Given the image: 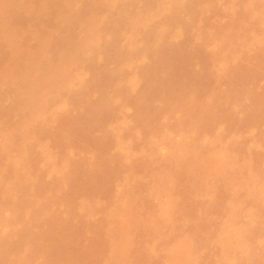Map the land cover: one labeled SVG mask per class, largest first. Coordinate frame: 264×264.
<instances>
[{
  "label": "bare ground",
  "instance_id": "bare-ground-1",
  "mask_svg": "<svg viewBox=\"0 0 264 264\" xmlns=\"http://www.w3.org/2000/svg\"><path fill=\"white\" fill-rule=\"evenodd\" d=\"M262 27L264 0H0V264H264Z\"/></svg>",
  "mask_w": 264,
  "mask_h": 264
},
{
  "label": "rangeland",
  "instance_id": "rangeland-1",
  "mask_svg": "<svg viewBox=\"0 0 264 264\" xmlns=\"http://www.w3.org/2000/svg\"><path fill=\"white\" fill-rule=\"evenodd\" d=\"M262 28H264V27H262ZM261 30H262V29H261ZM263 30H264V29H263ZM263 30H262L263 33H261V31H260V34H261V38H263V40H264V31H263ZM258 31H259V30H258ZM180 42H181V41H180ZM180 42H178V44H176V45H180V44H179ZM183 43H185V42L182 41V45H183ZM218 50H220V49L218 48ZM263 78H264V77H263ZM260 81H262L260 84L263 86V84H264V79H262V80H260ZM263 87H264V86H263ZM172 121H173V120H172ZM263 127H264V126H263ZM263 127H262V128H263ZM243 129H245V128H243ZM248 129H249V128H248ZM252 129H253V130H252ZM252 129H249V131L247 132V134H252V133H255V132H256V134H257V132H260V130L263 131L264 128H263V129L260 128L259 131H258L256 128H255V129L252 128ZM246 130H247V128H246ZM251 130H252V131H251ZM255 130H257V131H255ZM243 131H244L243 133L245 134V130H243ZM220 132L224 134L223 137L225 138V135H226L227 132H223V130H220ZM249 132H250V133H249ZM241 134H242V133L239 134L240 137L243 135V134H242V135H241ZM256 134H255V135H256ZM245 135H246V134H245ZM245 135L241 137V138L244 137V139H243L244 141H242L241 138L239 137V138H240L239 140L242 141L243 143L245 142V140H247V139H245ZM255 135L253 134V136L256 138L257 135H256V136H255ZM258 135H259V134H258ZM260 135H262V133H261ZM260 135L256 138V140H255L254 138H253L252 140H254V141H258V140H260L259 137H263V136H260ZM263 135H264V134H263ZM174 136H175V135H174ZM226 136H227V135H226ZM250 136H251V135H249V136L247 135L246 138L249 137L248 139L250 140V138L252 137V136H251V137H250ZM178 137H179V138H178ZM180 137H181V139H180ZM174 138H175V137H174ZM174 138H173V139H174ZM176 138H178V140H179V141L181 140V142H182V139H183L182 136H177V135H176ZM224 138H223L222 142L225 144V143L227 142V140H224ZM258 138H259V139H258ZM208 139H209V137H208ZM262 139H264V138H261V141H262ZM175 140H176V139H175ZM252 140H251L250 143L247 141L249 145L245 142L246 145L250 146L251 143L253 142ZM207 141H208V140H206V142H207ZM222 142H220V143H218V144H219V145H220V144L222 145ZM259 142H260V141H258V142L255 143L256 148H258V147H257L258 144L260 145L261 142H260V143H259ZM253 143H254V142H253ZM257 143H258V144H257ZM158 144H159V143H157V145H158ZM161 144H162V143H161ZM206 144H207V143H206ZM208 144H209V143H208ZM208 144H207V146L210 145V147H212L211 144H209V145H208ZM218 144H217V145H218ZM224 144H223L222 146H225V145H227L228 143H226L225 145H224ZM157 145H156V148L158 147V148L161 149V150L156 151V152H155L156 155L153 154V156H151L152 161H153V157H154V156H156L157 159L160 157V158H159V160H160L164 154L166 155V153H167L166 151H168L167 148H165L166 151L162 150V148L164 147V145H163L162 148H160V145H159V146H157ZM219 145H218V146H219ZM221 145H220V146H221ZM244 145H245V144H244ZM259 145H258V146H259ZM261 145H264V144L262 143ZM261 145H260V146H261ZM214 146H215V145H213V149H214ZM248 146H247V147H248ZM252 146H253V144H252ZM252 146H251V147H252ZM260 146H259V147H260ZM251 147H248V148L250 149ZM215 148H216V147H215ZM252 148L254 149L255 147H252ZM252 148L250 149V151H251V150L253 151ZM256 148H255V149H256ZM262 148H264V146H262L260 149L262 150ZM208 149H209V148H208ZM156 150H157V149H156ZM247 150H248V149H247ZM215 151H216V150H215ZM248 151H249V150H248ZM248 151H247V154L250 152V151H249V152H248ZM258 151L260 152L259 149H258ZM258 151H257V152H258ZM210 152H211V151H210ZM212 152H213V151H212ZM253 152H254V154H255V151H253ZM257 152H256V154H257ZM157 153H159V155H158ZM160 153H161V154H160ZM250 153L252 154V152H250ZM167 154H168V153H167ZM243 154H244V153H242V156H245V157L247 158L246 154H244V155H243ZM254 154H253V155H254ZM256 154H255V155H256ZM160 155H161V156H160ZM165 155H164V156H165ZM253 155H251V156H253ZM257 155H258V154H257ZM257 155L254 156L253 158L257 157ZM239 156H240V155H239ZM242 156H241V157H242ZM259 156H262L261 153H259ZM156 158H155V159H156ZM246 158H245V159H246ZM250 158H252V157H250V156L248 155V159H250ZM157 159H156V162H157ZM239 159H240V157H239ZM245 159H243V158L241 159L242 164L244 163L243 160H245ZM261 159L263 160V163H262V164H261V161H262ZM251 160H253V159H251ZM256 160H260V161H258V162H260V163H258V165L261 164V165L263 166V164H264V156H262V158H261V157H260V158L257 157ZM154 161H155V160H154ZM154 161H153L152 163H154ZM239 162H240V161H239ZM241 162H240V164H241ZM255 163H256V161L254 160L253 163H252V166L254 167V168H253L254 170H256L255 168H260L259 166L257 167V165H256ZM242 164H241V165H242ZM254 164H255V165H254ZM261 165H260V166H261ZM252 166H251V168H252ZM253 169H252V171H253ZM260 169L263 171L264 168L262 167V168H260ZM260 169H259V170H260ZM259 170L257 169V170L254 171V172L257 173V171H259ZM261 170H260V171H261ZM211 171H212V170H211ZM260 171H259V172H260ZM254 172H253V173H254ZM212 173H213V171L210 172L211 175L207 174L208 177H209V176H212ZM245 173H246V172H245ZM256 173H254V175H255ZM261 173H262V176H263V175H264V171L261 172ZM261 173H259V174L261 175ZM207 175H206L205 177L208 179ZM244 175L246 176L247 173L244 174ZM148 176H149V175H148ZM257 176H258V174H257ZM139 177H141L143 181H144V179H145L144 182L142 181V182H143V185H144V183L146 182V180L149 179V177L144 178V177L141 176V175H139ZM141 178H138V180H140ZM206 178H205V179H206ZM86 180H87V179H86ZM88 180H89V179H88ZM88 180H87V181H88ZM85 182H86V181H85ZM89 182H90V181H89ZM136 182H137V181H136ZM136 182H134V183L136 184ZM134 183H133V184H134ZM86 184H89V183H86ZM139 184H140V183H139ZM146 185H147V183H146ZM146 185H145V186H146ZM87 186H88V185H86V187H87ZM133 186H134V185H133ZM90 187H91V186H90ZM137 187H138V186H137V184H136V188H137ZM140 187H142V185H141V186L139 185V188H140ZM143 187H144V186H143ZM143 187H142V188H143ZM147 187H148V186H147ZM139 188H138V189H139ZM142 188H141V189H142ZM145 188H146V187H145ZM145 188H143V189L145 190ZM86 189H87V188H86ZM88 189H89V187H88ZM108 189H109V188H108ZM108 189H107V190H108ZM147 189H148V188H147ZM136 190H137V189H136ZM149 190H150V189H149ZM149 190H148V191H149ZM110 191H112V190L110 189ZM134 191H135V188H134ZM138 191H139V190H138ZM140 191H143V190H140ZM140 191L138 192V193H139V196H142V195H143V196H146L145 198H147V200L144 199V200H146L145 202H147L148 199H150V201H151V198H153V195H152V194H149L148 192H145V191H144L146 195L144 194V192H141L142 195H140ZM135 192H136V191H135ZM94 193H95V192H94ZM136 193H137V192H136ZM147 193H148V194H147ZM180 193H182V192H180ZM137 195H138V194H137ZM153 199H155V197H154ZM187 199H188L189 201H191V198H187ZM157 200H158V199H157ZM183 200H184V199H183ZM183 200H181V201L183 202ZM150 201H149V202H150ZM155 201H156V200H154L153 202L155 203ZM151 202H152V201H151ZM153 202H152V204H153ZM157 202H158V201H156V203H157ZM186 202H187V200H186ZM157 204L159 205V204H160V201H159ZM185 204H186L185 202L182 203L181 207H184ZM189 204H190V202H189ZM154 205H156V204H154ZM158 205H156V206H158ZM128 206H129V204H128ZM159 206H160V205H159ZM186 206H188V204H186ZM135 207H137V206H136V205H133V208H135ZM86 212H88V211H86ZM190 213H191L190 216L193 218V220L195 219V217H198V215L195 214L194 210H192ZM84 214H87V213H84ZM171 214H172V216L174 215L175 217H177L178 214H179V209H177V210H173V211L171 212ZM225 214H227V212H226ZM225 214H224L223 216H226ZM87 215H88V214H87ZM182 215H183V213H182ZM182 215H181V216H182ZM178 217L180 218V216H178ZM182 217H183V216H182ZM184 217H185V216H184ZM220 218L223 219V220H225V219L222 218L221 216H220ZM220 218H219V219H220ZM226 218H227V217H226ZM182 219H183V218H182ZM62 220H63V219H62ZM179 220H180V219H179ZM64 221H65V220H64ZM65 222H66V221H65ZM65 222H63V223H65ZM182 222H183V221H182ZM58 223H60V222H58ZM180 223H181V222H180ZM180 223H179V221H178V224H180ZM184 223H186V222H184ZM184 223H183V224H184ZM188 223H189V222H187V224H186V228H187ZM60 224L62 225V223H60ZM138 224H139V228H138V229L127 228L126 230H124V231L127 233L126 235L129 236L128 239H130V240L132 239V240H133V242H134V246H135L136 244H137V245H138V244H144L145 242H147V243H149V244H151V245H153V246H156L157 251H158V253H157V252H156V253H157L158 257H159V258H163V257H165V255H166V251L162 250V247H161L162 245H161V244H162V241H163L162 238H163L167 233H169V230H170V226H169V224H164V223L149 224V222H148V215H146V214H140V215H139V222H138ZM56 225H58V224H56ZM63 225H65V224H63ZM104 225H105V224H104ZM176 225H177V224H176ZM67 226H68V224H66V227L64 226L65 229L67 228ZM179 226H180V225H179ZM59 227H60V225H59ZM61 227H62V226H61ZM61 227H60L59 229L62 230ZM64 227H63V228H64ZM105 227H106V226H105ZM105 227H103V228H105ZM176 227H177V226H176ZM180 227H181V226H180ZM174 228H175V227H174ZM178 228H179V227H178ZM178 228H175V232H176V233H174L175 236H176V235L178 236V234H177V232H178ZM65 229H64V230H65ZM98 229H99V228H98ZM182 229L184 230V228H182ZM56 230H57V229H56ZM64 230H62V233H63ZM67 230H68V229H67ZM183 230H182V233L185 232V231H183ZM185 230H186V229H185ZM57 231H58V230H57ZM59 231H60V230H59ZM100 231H102V230H100ZM100 231H99V232H100ZM103 231H107V230H104V229H103ZM173 231H174V229H173ZM180 231H181V230H180ZM66 232H67V231H66ZM125 232H124V233H125ZM64 233H65V231H64ZM103 233H105V232H103ZM103 233H102V235H103ZM180 233H181V232H180ZM180 233H179V234H180ZM182 233H181V234H182ZM58 234H59V232H58ZM58 234L56 233L55 236H57ZM60 234H61V233H60ZM100 234H101V232H100ZM181 234H180V235H181ZM183 234H184V233H183ZM62 235H63V234H62ZM66 235H67V233H66ZM104 235H105V234H104ZM174 235H173V237H174ZM180 235H179V237H180ZM52 236L54 237V235H52ZM52 236H51V237H52ZM59 236H60V235H59ZM167 236H168V235H166L165 237H166L167 241H169V238H167ZM60 237H62V236H60ZM60 237H58V238H60ZM64 237H65V236H63V238H64ZM58 238H57V239H58ZM63 238H61V239H63ZM51 239H52V238H51ZM55 239H56V238H55ZM55 239H54V240H55ZM61 239H60V240H61ZM163 239H164V238H163ZM166 239L164 240V242L166 241ZM49 241H50V240H49ZM49 241H48V242H49ZM55 241H56V240H55ZM42 242L44 243V241H42ZM50 242H51V241H50ZM43 243H42V244H43ZM103 243H104V242H103ZM103 243H101V246L103 245ZM49 244H52V242L49 243ZM56 244H57V241H56ZM56 244H54V245H56ZM38 245H39V244H38ZM40 245H41V244H40ZM43 245H44V244H43ZM95 245H96V244H95ZM97 245H98V244H97ZM97 245L95 246L96 248L98 247ZM137 245H136V246H137ZM41 246H42V245H41ZM99 246H100V245H99ZM101 246H100V247H101ZM91 247H93V246L91 245ZM95 247L93 248V250L95 249ZM103 247H104V246H103ZM82 248H83V247H82ZM98 248H99V247H98ZM98 248H97V249H98ZM104 248H105V247H104ZM104 248H103V249H104ZM185 248L187 249V246H185ZM80 249H81V247H80ZM85 249H86V248H85ZM90 249H91V248H90ZM105 249H109V248H107V246H106ZM81 250H82V249H81ZM91 250H92V249H91ZM100 250H101V249H100ZM83 251H84V249H83ZM87 251H89V249H87ZM87 251H86V252H87ZM102 251H103V250H102ZM84 252H85V251H84ZM90 253H93V254L95 253L96 255H98L97 258H98V257L100 258V257L103 256V255H104V256H103V258H104L105 255L107 254V252L105 253V251H104V253H103V252L100 253L99 251H96V249H95V252H93V251L91 252V251H90ZM90 253H89V255H91ZM108 253H109V251H108ZM86 254H87V253H86ZM95 254H94V255H95ZM107 255H108V254H107ZM138 255H139V254H138ZM140 255H141V254H140ZM137 257H138V256H137ZM140 257H141V256H140ZM99 258H98V259H99ZM101 258H102V257H101ZM101 258H100V259H101ZM103 258H102V259H103ZM154 261H155V262L152 261L153 264H154V263L157 264V261H156V260H154ZM151 264H152V263H151Z\"/></svg>",
  "mask_w": 264,
  "mask_h": 264
}]
</instances>
